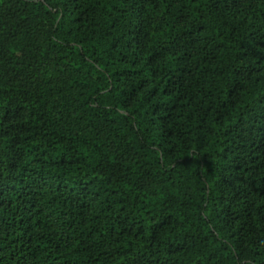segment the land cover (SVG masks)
<instances>
[{
	"label": "trees",
	"instance_id": "16d2710c",
	"mask_svg": "<svg viewBox=\"0 0 264 264\" xmlns=\"http://www.w3.org/2000/svg\"><path fill=\"white\" fill-rule=\"evenodd\" d=\"M0 264H264V0H0Z\"/></svg>",
	"mask_w": 264,
	"mask_h": 264
}]
</instances>
